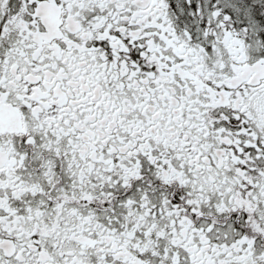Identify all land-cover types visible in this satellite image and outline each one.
<instances>
[{"label":"snow or ice","instance_id":"obj_1","mask_svg":"<svg viewBox=\"0 0 264 264\" xmlns=\"http://www.w3.org/2000/svg\"><path fill=\"white\" fill-rule=\"evenodd\" d=\"M0 264H264V0H0Z\"/></svg>","mask_w":264,"mask_h":264}]
</instances>
